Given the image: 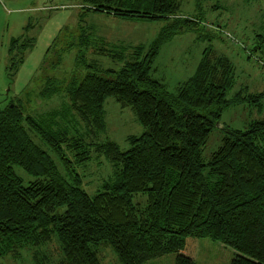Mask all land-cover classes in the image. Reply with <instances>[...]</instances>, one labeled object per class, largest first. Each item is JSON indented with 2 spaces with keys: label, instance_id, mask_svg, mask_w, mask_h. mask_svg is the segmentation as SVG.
<instances>
[{
  "label": "trees",
  "instance_id": "16d2710c",
  "mask_svg": "<svg viewBox=\"0 0 264 264\" xmlns=\"http://www.w3.org/2000/svg\"><path fill=\"white\" fill-rule=\"evenodd\" d=\"M82 5L127 19L165 20L174 17L180 0H82ZM200 23L183 18L169 28L176 34ZM171 34L160 35L147 51L138 46L117 78L109 79L88 70L95 68L86 61L88 48L111 57L124 53L104 41L97 48L83 33L68 48L83 47L77 70L87 71L60 80L49 76L40 89L43 98L64 93L65 111L77 113L89 136L106 128L107 97L130 107L146 130L129 138L127 151L113 141L70 133L55 111L41 121L25 114L17 99L0 108V256L57 237L63 254L58 264H103L101 246L113 247L123 264H144L170 253H177L176 264H197L199 240L211 238L236 250L232 264H264V117L247 129L224 126L222 144L208 162L203 159L224 109L242 101L260 105L264 94L229 99L235 66L212 48L194 76L169 91L151 72ZM32 45V39L12 41L11 81ZM93 152L105 154L118 168L115 179L90 195L74 164L88 162ZM16 166L30 175L28 183ZM139 193L146 194L145 204L134 202Z\"/></svg>",
  "mask_w": 264,
  "mask_h": 264
},
{
  "label": "rangeland",
  "instance_id": "374dc122",
  "mask_svg": "<svg viewBox=\"0 0 264 264\" xmlns=\"http://www.w3.org/2000/svg\"><path fill=\"white\" fill-rule=\"evenodd\" d=\"M183 18L200 19V26L173 34L170 25ZM86 32L97 48L99 42L104 41L124 53L121 57H111L97 53L95 47L88 48L86 61L95 65L88 70L106 78L116 79L117 71L133 59L138 46L147 51L160 35L172 33L162 44L151 72L152 78L163 82L169 91H176L180 82L194 76L204 52L212 48L217 54L227 56L235 66L236 82L227 92L229 99L238 93L243 96L264 94V0H180L174 17L165 20L127 19L98 13L83 8L82 0H0V108L17 99L25 114L41 121H48L50 113L55 111L57 119L70 133L88 141L92 138L95 142L113 141L123 151L129 150L132 145L129 138L140 136L146 129L135 112L130 107H122L114 97H107L104 102L105 130L98 137H90L89 127L77 113L65 111L68 102L64 93L50 98L40 95L47 77L60 80L68 74L87 71L77 70L79 50L83 47L74 44L68 48ZM15 39L18 42L32 39L33 45L26 51L11 81L7 74L8 50ZM262 117L264 97L260 105L242 101L226 107L220 124L213 129L204 147L203 159L208 162L222 144L226 135L224 126L247 129L251 121ZM98 154L93 152L88 162L74 164L83 175V187L90 195L101 191L105 182L115 179L118 168L105 154ZM69 157L73 159L71 154ZM60 163L57 164L63 170ZM15 169L25 183L31 180L25 170L18 166ZM133 199L138 204L147 202L144 193L135 194ZM98 252L103 264H123L111 246H101ZM235 254L232 247L211 238H201L196 263L232 264ZM62 258L59 241L54 237L42 247L24 246L18 254L2 255L0 264H58ZM176 259L177 253H170L144 264H176Z\"/></svg>",
  "mask_w": 264,
  "mask_h": 264
}]
</instances>
